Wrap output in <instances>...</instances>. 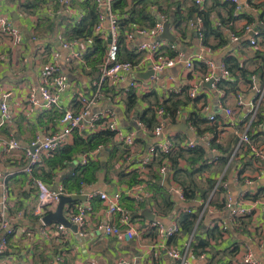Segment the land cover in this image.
I'll list each match as a JSON object with an SVG mask.
<instances>
[{
  "label": "crops",
  "instance_id": "1",
  "mask_svg": "<svg viewBox=\"0 0 264 264\" xmlns=\"http://www.w3.org/2000/svg\"><path fill=\"white\" fill-rule=\"evenodd\" d=\"M10 1L2 0L0 9L10 16L13 25L21 32L23 41L22 50L16 51L10 46L7 38L0 36V103L3 101V95H6L4 102L14 114L13 121L0 128V181L7 186L10 192L11 214L15 216L16 224L18 227H28L31 231L29 234L15 232V235L10 239V247L7 250V254L0 256V264H3L4 260H7L8 264H37L39 262L43 263L42 261L45 260L48 263L54 259L55 254L63 250L65 251L63 256L64 264H112L120 258H126L130 261V264H168V257L152 248L155 243L156 232L151 228H147V226L153 222L154 213L158 212L164 225H168L176 219L182 208L190 206L194 209L200 206L202 201L199 199L187 204L178 200L172 193L175 185H179L173 178V174L161 176L157 171L158 166L153 167V169L146 168L142 164V159L150 145L161 143L166 138L180 140L182 137L187 142L200 144L207 151L206 157L211 160L212 166H209L207 170H204L196 177V181L201 185L207 179L213 178L216 188H214L215 192L211 193L212 201L210 202V198H208L204 205L201 226L206 228L216 225L221 234L218 240L209 241L210 246L204 252H193L190 248L191 250L187 255L189 264H237L239 255L243 252V246L249 248L259 264H264V204L260 201L261 197L264 196V161L254 157L245 145L239 143L245 123L248 122L247 118L242 121L241 119L246 115L248 105L255 98L254 90L249 88L246 76H244V80L230 77L229 81H223L225 85H223L222 89H219L222 97L216 87L213 85L207 87L203 83L202 90L197 97L200 99L197 103H194L192 102L193 99L188 97V91L193 81H199L197 77L200 73H204L205 70L201 72L200 66L195 63L192 70H187L184 67V61L160 73L157 81L153 84L152 90L147 94L148 98H150L149 100L153 99L151 96L155 98L157 96L159 99L165 100L172 94L185 101L191 100V102L179 109L175 122L172 123L170 119L165 118L162 135L159 138L152 137V134L151 137H148L147 129H139L137 130V135L145 141L144 145L136 141L131 149L123 150L113 144L108 146L107 150L99 157L102 162L110 161L113 164V170L107 174L104 171L98 174V181L93 185V189L97 191L125 193L124 187L130 186L128 183L131 177L134 174L136 175V180L138 181L135 185L140 187L142 201L138 202L128 197L127 194H123V198L130 199L131 203H133L131 206L134 208H137L138 203L142 204L138 209L140 216H133L139 220L140 232L130 242L121 244L116 238L105 237L100 233L88 231L86 236L80 237L75 231L69 229L65 247H61L55 238L46 239L39 236V227L32 223L37 197L35 192L27 189L26 177L22 171L24 165L23 147L27 146L37 134L57 130V121L59 119L57 115L61 114V112L56 109L45 111L41 107V101L38 98V88L43 82L42 75L46 56L44 54L36 56L35 50L38 47H43L46 53L54 50L59 54L60 67L65 70L69 78L68 87L60 98V106L63 109L78 111L79 105L75 100L76 96L79 93L89 91L92 84L96 82V74H91L90 70H86L82 60L73 61L68 67L65 65L64 59L68 52L61 47L57 37L62 36L67 40L65 36L67 26H54L49 32L48 25L41 26L38 23L35 29V17L17 13ZM216 1L207 0L204 2V10L209 15L212 28L217 29L224 36L225 46L217 47V40L214 37H209L207 45H204L203 40L198 38L195 29L188 23L181 26L185 34L183 30L179 32L167 24L170 35L174 37L178 49L187 57L202 53L216 63L222 62L225 58H234L240 67H245L248 71H254L258 67L255 53L258 51L264 53V45L261 37L255 34L252 36L248 32L245 33L244 29L247 26H251L258 32L261 24H264V0H238L240 5L238 14L240 15L234 21L230 20L228 7L223 6V3L219 1L221 4H218ZM157 2L161 4V9L165 12L164 16L166 19H168V16H166L168 14H173L177 11L183 14L187 9H191L194 6L192 0H157ZM151 11H154V15L157 16V6H153ZM248 18L251 19L250 22ZM231 32L234 34L237 32V35L235 34L237 37L236 41L230 39L229 34ZM31 33L37 36L36 40L32 41ZM180 36L183 39L180 40ZM252 37H255L256 46L250 44ZM145 40H159L163 41L165 45L171 44L170 41L163 38L162 34L146 37L143 41ZM140 41L138 40V43ZM133 49L136 53L138 52L135 46ZM165 53L166 50L162 49L156 57H167ZM147 68L148 66L146 65L137 71L134 68L130 73L123 74L116 88L119 90L126 89L129 82L134 77L140 79L139 75L145 73L148 70ZM234 73L235 76L239 75V72ZM252 78H254L257 87L261 88L263 86L259 74H253ZM140 80L144 81L143 79ZM229 84H234V90H229L231 89ZM33 91L38 98V107L35 106L29 111L27 97ZM236 92H240L243 95L244 107L242 109L236 107ZM135 94L141 100L138 105L139 109H145L147 104L143 101L144 98L142 97L144 95L138 91ZM119 95L115 98L112 95L103 96L91 113L114 111L117 116V122L122 129L136 131V115L131 112L129 118L126 117V108L122 102L123 96L122 94ZM203 106L209 107L207 115H215V122H207L206 124L208 126L213 125L216 129L215 143L221 145L222 148L230 146L233 148L230 159L224 167L212 161L219 155V152L215 149L209 151V146L199 141L195 130L187 123L189 114L195 111L200 113ZM225 109L231 110L232 115L227 116ZM206 114L203 113L205 119ZM102 123L101 121L93 132L85 125L83 131H81L82 133L77 132V135L85 139L88 135L101 131L99 129H101L100 125L102 126ZM206 134L213 138L212 133L207 131ZM10 137L19 142L21 149L10 152L4 151L3 142ZM249 137L255 147L263 148L264 153V121L250 127ZM72 145L73 139L67 146ZM111 151L113 156L109 159ZM78 154L81 153H75L65 167L55 166V169H52L53 167L49 166L48 162L44 163L38 174L43 176L41 179L55 190L57 184L64 185L63 178L72 171V162ZM122 155L124 157L123 160H121ZM178 164L180 168L187 167L184 159H178ZM121 171L123 177L122 181H119L117 174ZM46 174L52 177L49 179ZM106 177L109 182H105ZM154 177L161 181L162 187L171 195V202L174 203L173 213L167 216L159 212L160 210L156 204L159 199L155 202L153 193L147 189L146 182L149 179L150 182L156 181ZM247 182H251V184ZM80 192L81 190L76 193L79 194ZM227 195H230L237 205L242 204L250 210L249 219L246 218L248 221L247 225H243L246 222L245 219H242L243 222L241 223L231 221L224 206L221 209L218 208ZM254 196H257V198H254ZM124 199L121 203L126 208L128 202ZM83 202L85 201L76 203ZM68 206V204L65 205L64 210ZM90 206L92 210L87 218L91 226L97 222L106 221L104 206L100 201L97 199L90 200ZM146 213H148V217H146ZM144 227H146V230L143 229ZM188 241L189 237L179 234L173 239L172 243L166 242V249L173 247L177 249L184 248Z\"/></svg>",
  "mask_w": 264,
  "mask_h": 264
},
{
  "label": "built area",
  "instance_id": "2",
  "mask_svg": "<svg viewBox=\"0 0 264 264\" xmlns=\"http://www.w3.org/2000/svg\"><path fill=\"white\" fill-rule=\"evenodd\" d=\"M1 1L2 0H0V3ZM192 1L195 6L202 9L206 0ZM217 1L234 4L236 14L240 11L238 0ZM10 2H12L13 8L17 13L35 17V29L38 23L43 22L42 19L52 21L55 23L56 27L75 26L85 16V12L81 6L86 3L93 5L97 13L96 22L92 27L93 37L72 40H66L62 36L57 37V41L60 43L61 47L68 52L64 59V63L67 67L70 66L73 61H81L83 59L84 52L87 48H91L92 46V38H97L107 44L98 79L91 86V88L95 87V90L92 92L91 88H89V91L79 93L76 96L75 100L79 105L78 111L63 109L60 106V98L68 87L69 78L65 70H62L60 67L59 54L54 50H50L49 53H46L43 47H38L35 50L36 56L42 54L46 56V63L42 75L43 82L38 88V98L41 101V107L45 111L56 109L61 112V116L57 121V130L39 133L27 146L23 147L24 165L22 171L26 177L27 189L35 192L37 197V204L34 208L33 217L35 218L34 224L39 227V236L46 239L55 238L58 240V244H60L61 247H65L69 235V228L59 223L45 224L43 222V217L50 212H54L61 195H85V202L68 204L69 206L63 211L65 219L76 227L75 233L80 237H84L88 234V231H92L94 233H100L105 237L116 238L121 244L130 242L134 236L140 232L141 228L138 218L133 217L131 212L122 206L121 202L124 197L123 194H127L128 197L141 202L142 196L139 185L132 184L130 186H125V193L100 192L93 189V185H83V189L79 194H68L62 184H57L55 190H53L43 180L38 178L37 173L40 168L44 166L45 160L52 158L59 148L68 145L73 139V133L75 131L82 133L81 131H83L86 125L89 130L93 132L101 121L103 123L102 126L100 125L101 129L99 130L111 132L113 135L112 143L115 146L123 150H128L133 147L138 134L137 130H146L142 123L135 120V125L137 127L136 131H126L118 124L117 116L114 111L108 110L94 114L91 112L103 97L102 87H117L121 81V76L130 73L134 68H136L137 71L147 65L148 68L153 71V74L147 80L142 81L134 77L129 82L128 87L145 95L152 90L158 75L164 70L174 67L177 63L184 61V67L187 70H192L194 63L203 65L205 67V72L199 74L197 77L199 81H193L188 91V97L190 99H196L199 96L203 83L213 80L212 85L217 88L219 82L229 81L231 74L224 62L216 63L210 57L202 53L187 57L178 49L176 43H171L169 45V48L175 53L173 57H156L161 48L165 46L164 42L159 40L143 41V39L162 34L167 19L161 13L157 14L156 21L152 28L130 25L129 30L125 32V45L127 47L133 45V48L135 46L138 51L137 53L143 55L138 64L134 66L129 62L118 61V15L117 12L113 11L115 0H12ZM31 3H36V5H38L36 10H34V12L25 11L23 7ZM193 22L194 23H189V25L195 29L198 38L202 40V33L199 30L201 27L200 18L197 17ZM262 27L264 28V24H262ZM247 32L251 33L252 36L257 34V31L251 26L245 28V33ZM0 36L7 38L10 46L14 50H22L23 37L21 32L13 25L10 16L2 12L1 9ZM31 36L32 41L37 39L34 33H31ZM229 37L233 41L237 40V37L232 33L229 34ZM138 40L141 41L138 43ZM250 44L256 46L254 38H251ZM248 86L251 90H254L255 98L252 103L248 105V109L246 110L247 113L241 119L242 121L244 118H247L248 122L245 123L239 143L245 145L254 157L264 161L263 148L255 147L249 137L250 127L253 121H255L256 114L259 108L264 107V85L261 88L257 87L254 78L251 77V82L248 83ZM217 91L219 92L220 90L217 89ZM220 95L222 97L221 93ZM5 98L6 95H3V101L0 103V128L11 123L14 118L13 112L4 102ZM38 98L34 91L28 95L27 103L30 108L29 111L35 106L38 107ZM235 101L238 109L244 107L243 95L240 92L235 93ZM208 111L209 107L203 106L201 114H206ZM224 111L227 116L232 115L231 110L225 109ZM155 117L157 125L151 130V134L152 137L159 138L162 135L163 124L165 122L164 119L166 118L162 108H155ZM206 120L209 123L215 122V115L206 114ZM198 139L206 146H209L212 137L206 134L200 138L198 137ZM195 145V143L187 141H184L182 144L185 148H193ZM154 147H158L164 153L176 149L174 143L168 138L164 139L161 143L150 145L142 159V164L144 166L148 165L154 157ZM3 149L5 152L17 151L21 149V145L16 139L10 137L3 142ZM105 150H107L105 146L99 145L94 150L78 154L74 157L72 165H86L91 161H96ZM157 171L161 176L171 175L172 171L170 170L168 160H162ZM247 183L251 184V182ZM215 189L212 191L213 193ZM172 193L178 200L184 201L179 185H175ZM93 199H97L104 206L106 221H100L91 226L87 217L91 213L90 200ZM260 201L264 204V196L261 197ZM11 209L10 192L7 186L0 181V256L7 254V250L10 247V239L15 235L16 231L21 234H29L31 231L28 227H18L15 216L11 214ZM224 209L228 212V217L231 221L250 215V210L242 204L237 205L230 195L225 196ZM181 211L190 212L189 208H182ZM203 214L204 209L199 214L198 221L202 218ZM147 228H151L156 232V237L154 239L155 243L152 248L158 252L164 253L168 257V264H189L187 255L191 250L189 248L191 237H189V241L184 248L177 249L173 247L166 249V242L172 237L180 234L178 216L172 223L164 225L161 215L155 212L153 222L151 225H148ZM143 229L146 230V227ZM242 248L243 252L239 255L237 264H259L253 257L249 248L246 246ZM64 253L65 251L63 250L55 254L54 259L46 264H64ZM3 264H8L7 260H4ZM37 264L44 263L39 262ZM112 264H130V261L126 258H120Z\"/></svg>",
  "mask_w": 264,
  "mask_h": 264
},
{
  "label": "trees",
  "instance_id": "3",
  "mask_svg": "<svg viewBox=\"0 0 264 264\" xmlns=\"http://www.w3.org/2000/svg\"><path fill=\"white\" fill-rule=\"evenodd\" d=\"M216 2L218 4H221L218 1ZM222 5L228 7L231 21H234L239 17L240 14L235 13L234 4L230 2H223ZM37 6L38 5H36V3H31L23 7V9L25 11L34 12ZM153 6H157L158 13L165 15V12L161 9V4H159L157 0H130V2H128V0H115L113 4V11L117 12L118 15V61L129 62L135 66L143 57V55L134 51L133 45L131 47H127L125 45V32L129 30L130 25H138L140 27L146 26L148 28H152L156 21L154 11H151ZM81 7L85 12V16L77 25L67 26L65 30V36L67 40L81 38L86 39L93 37L92 27L96 22L97 13L93 5L90 3H86ZM166 16H168L166 24H168L172 28H175L179 32H182L183 30L181 28L182 24L194 23L193 21L198 17L201 20V27L199 30L202 33V40L204 42V45H207V39L209 37H214L217 40V47H223L226 44L224 36L219 31H217V29L212 28L211 22L209 21V15L204 10V4L202 9L194 5L191 9H187L186 12H184L183 14L177 11L173 14H168ZM42 21L43 22L39 24L41 26L48 25L47 28L49 32H51V30L55 26V23L48 19H42ZM248 21L250 22L251 19L248 18ZM260 27L261 28L255 35L261 37L262 44L264 45V28L262 27V24ZM184 34H182V36H184ZM235 34L237 35V32H235ZM253 38L255 37H252V39ZM181 39H183V37L180 36V40ZM169 45L170 43L163 46L161 50H166L165 55L167 57H173L175 53L169 48ZM106 46V42L101 41L97 38H92L91 48H89L83 54V66L86 70H90L91 74H96V81L98 79L99 71L106 53ZM255 59L257 60L258 67L254 71H248L245 67H240L234 58H225L224 60H222V62H224V64L226 65L229 73L231 74V77L239 80L240 78L243 79L244 76H246L247 82L250 83L252 75L259 74V76L261 77L262 85H264V53L259 51L256 52ZM195 64L197 66H200L199 69L201 72H204L205 67L203 65L198 63ZM234 72H239V75L235 76ZM223 85H225L223 84V81L219 82L217 84V89H222ZM229 86L231 87V89L229 90H234V84H229ZM91 90L93 92L95 90V87L91 88ZM101 90L103 96L105 97L106 95H112L115 98L116 96H120L119 94H122V102L126 108V117L129 118L130 113L133 112L132 114L136 115L137 121L142 123L148 130V137H151V130L157 125V120L155 117V108H162L166 119H170V121L174 123L179 109L185 106L188 102H191V100L189 99L187 101H185L184 99H179L175 94H172L165 100H161L157 96L155 98L154 96L149 95L151 96V98L153 97L152 100H149L150 98H148V95L145 94L142 98H144L143 101L146 102L147 107L141 110L138 106L141 100L136 97V90L130 87H127L124 90H119L116 87L107 86H103ZM199 99L200 98L193 99L192 102L197 103ZM60 116L61 114L57 115V117ZM263 121L264 107H261L259 108L256 114L255 121H253L252 125L262 123ZM207 122L208 121L205 119V117H203V114H201V111L200 113H197L196 111L192 112L187 118V123L191 128L195 130L197 137L200 138L201 136H204L207 131L212 133L213 138L209 143L208 150L210 151L211 149H215L219 152V155L215 159H212V161H215L221 167H224L227 165L230 159L233 148H231V146L222 148L221 145L215 143L217 135L216 129L213 125H206ZM77 134V131L73 133L72 146H63L59 148L54 153L52 158L45 160V163L48 162L47 164L53 167L52 169H55V166L65 167L75 153L88 152L94 150L99 145H103L106 148H108V146L113 145V135L107 130L94 132L88 135L85 139H83ZM184 139V137H182L180 140L171 139V141L176 146V149L171 150L168 153H164L158 147H154L155 155L152 158L151 162L148 165H145V167L153 169V167L160 166L162 160H168L170 162V168L172 170L173 178L175 179V181H177L182 191L184 202L187 204H191L199 199L202 201V204L194 209H192L190 206L185 207L186 209L189 208V213L186 211H179L178 223L180 228V234L185 235L187 237H191L189 248H191L193 252H204L205 249L210 246V240H218L221 237L220 231L216 225L206 228H203L201 226V220L204 214L202 215V218L198 221V216L204 209V205L208 198H210V202L212 201L211 193L215 188V181L213 178H209L203 185H201L198 183V181H196V177L197 175L201 174V172H203L204 170H207L209 166H212V163H210L211 160L206 157L207 151L200 144L197 143L193 148L183 147L182 144L185 141ZM136 141H138V143H141L142 145L145 144V141L139 135H137L135 142ZM123 155L121 157V160H123L124 158ZM112 156L113 155L111 151L109 153L108 158L110 159L112 158ZM178 159H184L186 161L187 167L180 168L178 164ZM111 170H113V164H111L110 161L102 162L100 159H97L96 161H91L86 165H73L72 171L68 174V176L63 178V186L68 192V194H75L76 192H79V190L83 189V185H94L98 181V174L101 171H104L105 174H107ZM37 177L40 179L43 178V176L39 175L38 173ZM46 177L50 179V177L52 176L46 174ZM117 177L119 181H122V171L117 174ZM154 180L156 181L150 182L149 179L146 182L147 189L153 193V200L155 202L159 199V202L156 203L157 208L160 210L159 212L162 215L167 216L168 214L173 213L172 211L174 208V203L171 202V195H169L165 188L162 187L161 181H159L157 177H154ZM137 181L138 180H136V175L134 174L128 184L132 185L135 184ZM105 182H109L107 177L105 178ZM257 196H254V198H257ZM124 200L128 202L126 204V209L130 211L133 216H140V212H138V209L139 206H142V204L138 203L137 208H134L133 206H131L133 205V203H131L130 199L125 198ZM224 205L225 198L221 201L218 208L221 209ZM248 216L250 215L240 217L236 219L235 222L241 223L243 222L242 219H245L246 222H244L243 225H247V219H249ZM34 222L35 218L32 219V223ZM175 237L176 236L172 237L169 242L172 243ZM42 262L46 264L47 260Z\"/></svg>",
  "mask_w": 264,
  "mask_h": 264
},
{
  "label": "water",
  "instance_id": "4",
  "mask_svg": "<svg viewBox=\"0 0 264 264\" xmlns=\"http://www.w3.org/2000/svg\"><path fill=\"white\" fill-rule=\"evenodd\" d=\"M252 35V34H251ZM162 36L163 38L167 39L168 41H170L171 43H176L174 37H172L168 31V26L164 25L163 31H162ZM153 74V71L148 68V70L139 75L140 79L143 80H147L151 75ZM213 80H210L206 83H204L205 86L207 87H211ZM135 129H137V127H135ZM79 201H86V196L85 195H73V196H65V195H61L59 202L57 204L56 210L54 212H50L48 214H46L43 217V222L45 224H50V223H59L73 231L76 230V227L72 224H70L64 217L63 215V211H64V207L67 204L70 203H75V202H79ZM146 217H148V213L145 214Z\"/></svg>",
  "mask_w": 264,
  "mask_h": 264
}]
</instances>
